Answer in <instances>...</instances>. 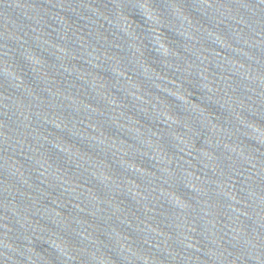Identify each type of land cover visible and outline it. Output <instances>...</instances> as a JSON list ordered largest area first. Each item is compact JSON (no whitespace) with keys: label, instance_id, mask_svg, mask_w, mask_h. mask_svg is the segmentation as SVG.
<instances>
[{"label":"water","instance_id":"95a60500","mask_svg":"<svg viewBox=\"0 0 264 264\" xmlns=\"http://www.w3.org/2000/svg\"><path fill=\"white\" fill-rule=\"evenodd\" d=\"M0 264H264V0H0Z\"/></svg>","mask_w":264,"mask_h":264}]
</instances>
